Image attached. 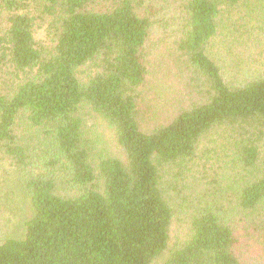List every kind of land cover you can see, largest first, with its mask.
<instances>
[{
	"label": "trees",
	"instance_id": "obj_1",
	"mask_svg": "<svg viewBox=\"0 0 264 264\" xmlns=\"http://www.w3.org/2000/svg\"><path fill=\"white\" fill-rule=\"evenodd\" d=\"M176 1L188 93L159 122L143 111V0H0V166L26 205L0 264H247L253 237L264 250V66L247 74L264 50L231 56L264 46V0Z\"/></svg>",
	"mask_w": 264,
	"mask_h": 264
},
{
	"label": "rangeland",
	"instance_id": "obj_2",
	"mask_svg": "<svg viewBox=\"0 0 264 264\" xmlns=\"http://www.w3.org/2000/svg\"><path fill=\"white\" fill-rule=\"evenodd\" d=\"M145 7H152L154 28L152 30L150 49L148 54L151 74L144 89L143 111L152 121H166L169 112L176 108L182 99L187 98L184 75L182 74L181 55L176 41L181 37L183 16L181 5L176 0H143ZM264 46L255 48L248 43L237 44L231 56L249 60L255 58ZM264 58L255 64H248L251 68L248 75H258L263 71ZM260 67V68H259ZM88 127L93 137L97 138L101 148L106 152L120 156L114 130L99 118H89ZM12 177L0 166V243L12 236H19L24 231L25 203L18 194L8 191L6 183ZM252 240L244 241L242 254L247 264H264V250L262 243Z\"/></svg>",
	"mask_w": 264,
	"mask_h": 264
}]
</instances>
